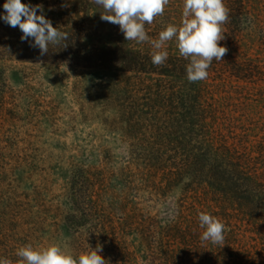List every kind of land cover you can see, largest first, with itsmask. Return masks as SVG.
<instances>
[{
  "label": "trees",
  "instance_id": "1",
  "mask_svg": "<svg viewBox=\"0 0 264 264\" xmlns=\"http://www.w3.org/2000/svg\"><path fill=\"white\" fill-rule=\"evenodd\" d=\"M226 2L228 51L199 82L187 80L188 61L179 53L168 52L166 62L154 66L151 45L126 41L91 0L67 8L73 19L80 16L73 29L54 26L68 34L67 47L50 44L41 55L31 40H20L1 48L0 54L23 61L111 73L101 86L111 110L104 119L128 154L117 163L108 154L106 162L80 166L73 175L65 220L79 253L100 246L105 264H264V134L253 147L231 142L212 76L257 84L264 81V64L242 56L236 45L248 13L245 0ZM151 29L150 39L163 30ZM162 201L169 203L166 215L153 210ZM201 211L225 225L224 245L200 239ZM242 228L256 234L250 246L240 244ZM5 235L0 225V254Z\"/></svg>",
  "mask_w": 264,
  "mask_h": 264
},
{
  "label": "rangeland",
  "instance_id": "2",
  "mask_svg": "<svg viewBox=\"0 0 264 264\" xmlns=\"http://www.w3.org/2000/svg\"><path fill=\"white\" fill-rule=\"evenodd\" d=\"M79 1L22 0L41 6L42 14L60 29L74 28L80 16L73 19L66 10ZM4 3L0 0V16ZM182 6L183 0H170L164 13L145 25L146 32H151V26H179ZM245 7L248 13L236 45L242 56L264 64V0H245ZM222 29L227 27L222 25ZM21 36L19 27L0 19V50L10 48V42L20 41ZM227 39L224 36L219 44L226 47ZM165 49L179 53L174 40ZM109 76L106 70L28 62L0 54V225L6 233L0 257L16 264L19 247L53 242L79 254L78 240L65 220L72 207L73 175L80 166L106 162L108 154L115 163L126 160L128 154V147L104 119L111 110L101 100L106 94L101 86ZM212 76L231 142L253 147L264 134V81L254 84L226 74ZM173 195L179 197L181 190ZM173 200L171 196L169 201ZM168 206L162 201L153 210L166 215ZM252 235L256 236L242 228L240 244L250 246ZM140 258L144 259L143 254Z\"/></svg>",
  "mask_w": 264,
  "mask_h": 264
},
{
  "label": "clouds",
  "instance_id": "3",
  "mask_svg": "<svg viewBox=\"0 0 264 264\" xmlns=\"http://www.w3.org/2000/svg\"><path fill=\"white\" fill-rule=\"evenodd\" d=\"M103 9L101 20L118 25L126 41L149 43L151 61L154 66H162L169 53L165 45L175 41L179 56L186 64L189 82L207 79L208 69L213 60H223L226 47L221 46L224 25L228 21L229 10L224 0H183L179 26L168 24L158 33L157 39H150L145 25L152 24L157 16L164 13L170 0H91ZM4 13L0 19L22 32L21 40L31 38V45L40 50L41 55L49 51V45L67 47L64 43L68 34L54 27L43 15L41 6L25 4L22 0H5ZM38 12L40 14H38ZM199 225L204 229L200 239L213 245H224L225 225L215 216L201 211ZM100 246L91 247L74 255L61 245L49 243L44 247L26 244L16 250V264H105ZM0 264H14L12 259L0 257Z\"/></svg>",
  "mask_w": 264,
  "mask_h": 264
}]
</instances>
